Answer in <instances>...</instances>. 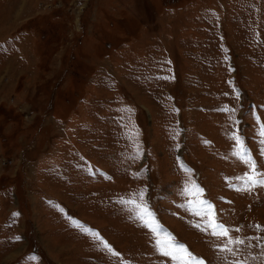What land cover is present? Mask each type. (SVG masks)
<instances>
[{
    "label": "rangeland",
    "instance_id": "rangeland-1",
    "mask_svg": "<svg viewBox=\"0 0 264 264\" xmlns=\"http://www.w3.org/2000/svg\"><path fill=\"white\" fill-rule=\"evenodd\" d=\"M262 131L264 0H0V264H264Z\"/></svg>",
    "mask_w": 264,
    "mask_h": 264
},
{
    "label": "snow or ice",
    "instance_id": "snow-or-ice-1",
    "mask_svg": "<svg viewBox=\"0 0 264 264\" xmlns=\"http://www.w3.org/2000/svg\"><path fill=\"white\" fill-rule=\"evenodd\" d=\"M261 135H264V131L261 132ZM248 163H251V161H247ZM253 169H255V164H252ZM258 176H264V173H256ZM244 179V184L248 187H254L258 185H264V179H256L254 176H248L243 178ZM190 191H194L196 195H199L200 192L199 190L193 189ZM142 211L147 214L151 215L150 212L146 208L142 209ZM197 215H200V212L196 213ZM206 216L211 215V205L208 206V210L205 213ZM203 218V217H202ZM207 227L212 228V234L218 238H226L229 242V244H234V245H242L245 243L243 239L239 238H233L230 233L233 231L232 229H229L225 227L222 223H209ZM153 231H156V229H153ZM235 231H239V229H236ZM158 247H161L162 254L165 256H169L172 261L177 262V264H201V261H199L197 258L193 256L191 252H189L184 245H174V244H169L165 243L163 246L158 244ZM176 249V251H171L169 249ZM223 251H228L232 252L233 255H236V252H233L232 247H229L228 245H225V247L222 249ZM187 254V259L185 258L184 254Z\"/></svg>",
    "mask_w": 264,
    "mask_h": 264
}]
</instances>
